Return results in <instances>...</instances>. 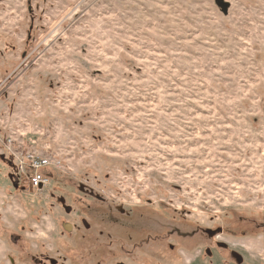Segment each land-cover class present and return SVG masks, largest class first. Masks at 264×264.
I'll list each match as a JSON object with an SVG mask.
<instances>
[{"label": "rangeland", "instance_id": "1", "mask_svg": "<svg viewBox=\"0 0 264 264\" xmlns=\"http://www.w3.org/2000/svg\"><path fill=\"white\" fill-rule=\"evenodd\" d=\"M224 1L0 0V264H264V0Z\"/></svg>", "mask_w": 264, "mask_h": 264}, {"label": "built area", "instance_id": "2", "mask_svg": "<svg viewBox=\"0 0 264 264\" xmlns=\"http://www.w3.org/2000/svg\"><path fill=\"white\" fill-rule=\"evenodd\" d=\"M23 159L21 158V161ZM26 159L28 160L27 178L29 184L35 188L46 185L49 182V177L43 172V169L54 165V162L47 156L36 153L28 154Z\"/></svg>", "mask_w": 264, "mask_h": 264}, {"label": "water", "instance_id": "3", "mask_svg": "<svg viewBox=\"0 0 264 264\" xmlns=\"http://www.w3.org/2000/svg\"><path fill=\"white\" fill-rule=\"evenodd\" d=\"M217 3L221 6L224 13L228 12V8L230 6V3L225 2L224 0H217Z\"/></svg>", "mask_w": 264, "mask_h": 264}, {"label": "trees", "instance_id": "4", "mask_svg": "<svg viewBox=\"0 0 264 264\" xmlns=\"http://www.w3.org/2000/svg\"><path fill=\"white\" fill-rule=\"evenodd\" d=\"M46 168L48 169L49 167H46ZM46 168L43 169V172L48 176L49 173H48V171H46Z\"/></svg>", "mask_w": 264, "mask_h": 264}]
</instances>
